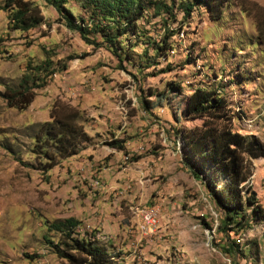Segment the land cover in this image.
I'll return each instance as SVG.
<instances>
[{
	"label": "rangeland",
	"instance_id": "obj_1",
	"mask_svg": "<svg viewBox=\"0 0 264 264\" xmlns=\"http://www.w3.org/2000/svg\"><path fill=\"white\" fill-rule=\"evenodd\" d=\"M30 1L45 24L21 33L8 29L0 0V264H68L53 249L58 233L48 229L67 218L80 222L75 234L107 251V264H264L263 218L230 233L236 255L222 251L229 241L218 231L219 213L183 165L173 129L200 126L181 115L185 97L211 87L229 101L234 129L264 144V47L256 43L264 0H246L247 12L230 1L218 21L200 5L183 19L182 0H175V20L165 23L149 6L136 32L122 39L124 51L132 46L129 62H119L94 35L88 39L96 44L82 40L44 1ZM66 7L74 18L83 15L73 2ZM167 31L171 48L161 58L153 46ZM45 61L48 77L33 90L32 103L8 107L5 90L19 89L22 77ZM170 83H180L183 94H169ZM56 101L81 111L89 139L77 155L43 172L33 137ZM112 140L124 141L125 151L110 148ZM250 173L264 211V157L251 161ZM142 208L158 212L147 234L134 214Z\"/></svg>",
	"mask_w": 264,
	"mask_h": 264
},
{
	"label": "trees",
	"instance_id": "obj_2",
	"mask_svg": "<svg viewBox=\"0 0 264 264\" xmlns=\"http://www.w3.org/2000/svg\"><path fill=\"white\" fill-rule=\"evenodd\" d=\"M42 1L62 17L67 28L77 31L82 40L96 44L95 41H89L88 36L99 38V44H104L119 62H129L131 58L132 46L128 45V51H124L123 37L136 32L137 22L150 7L155 16L163 14V22L175 20V0H170L169 5L163 1L149 0ZM230 1L235 2L242 12H247L245 6L249 3L246 0H182L179 8L183 19H187L195 5H200L206 10L210 21H218L222 18L224 5ZM70 2L83 15L74 18L71 9L66 7ZM2 4L1 9L7 13L8 29L11 31L27 33L45 24L40 8L30 0H2ZM256 18V43L264 47V20ZM170 36L171 33L167 31L164 38L153 46V50L161 58H165L171 48ZM45 63L46 66L42 68ZM42 66L35 67L33 73L24 75L19 89L5 90L3 98L8 107L24 110L32 103L33 90L46 83L50 62L45 61ZM61 68L64 70L66 66ZM166 90L177 96L183 94L180 83H170ZM163 95L155 94L157 99ZM185 100L186 107L181 115L185 119L190 117L199 120L201 124L193 128L173 127L182 141V163L194 179L203 184L219 213L218 231L229 241L222 247V251L228 255H236L237 245L230 240V233L248 228L251 221L264 219L257 194L249 185L251 161L264 157V144L258 138L243 135L234 129L229 101L216 89L197 87ZM151 106L146 99L143 100L146 111H150ZM49 117V122L39 126L31 148L32 154L39 159L37 168L43 172L54 168L58 160L77 155L81 151V145L89 139L84 132L82 113L75 106L56 101L49 111ZM173 119L178 122L177 115ZM107 145L112 149L125 151V142L122 140H112ZM195 166L198 168L195 169ZM79 223L74 218H67L48 226L49 231H55L59 235L57 243L53 245L55 253L68 264H107L108 255L103 247L95 243V240L75 234Z\"/></svg>",
	"mask_w": 264,
	"mask_h": 264
},
{
	"label": "built area",
	"instance_id": "obj_3",
	"mask_svg": "<svg viewBox=\"0 0 264 264\" xmlns=\"http://www.w3.org/2000/svg\"><path fill=\"white\" fill-rule=\"evenodd\" d=\"M182 145V141L178 140L179 148ZM134 214L138 218V229L141 233H150L156 228L158 224V212L155 208H142L136 209Z\"/></svg>",
	"mask_w": 264,
	"mask_h": 264
}]
</instances>
